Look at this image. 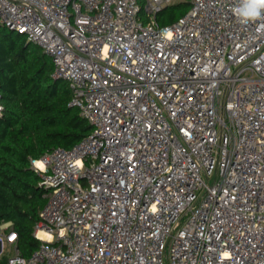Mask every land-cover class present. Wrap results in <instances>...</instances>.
Segmentation results:
<instances>
[{
  "label": "built area",
  "instance_id": "obj_1",
  "mask_svg": "<svg viewBox=\"0 0 264 264\" xmlns=\"http://www.w3.org/2000/svg\"><path fill=\"white\" fill-rule=\"evenodd\" d=\"M0 0V24L39 45L92 125L31 164L46 188L7 264H264V17L239 0ZM3 106L0 90V115Z\"/></svg>",
  "mask_w": 264,
  "mask_h": 264
},
{
  "label": "trees",
  "instance_id": "obj_2",
  "mask_svg": "<svg viewBox=\"0 0 264 264\" xmlns=\"http://www.w3.org/2000/svg\"><path fill=\"white\" fill-rule=\"evenodd\" d=\"M190 6L191 0L167 4L157 20L172 24ZM53 68L39 45L0 24V226L11 222L23 256L40 244L34 228L47 201L31 160L58 146L70 148L92 131L79 109L70 105L68 82L52 77ZM0 264H7V255Z\"/></svg>",
  "mask_w": 264,
  "mask_h": 264
},
{
  "label": "clouds",
  "instance_id": "obj_3",
  "mask_svg": "<svg viewBox=\"0 0 264 264\" xmlns=\"http://www.w3.org/2000/svg\"><path fill=\"white\" fill-rule=\"evenodd\" d=\"M233 12L244 24L255 22L264 17V0H239Z\"/></svg>",
  "mask_w": 264,
  "mask_h": 264
},
{
  "label": "rangeland",
  "instance_id": "obj_4",
  "mask_svg": "<svg viewBox=\"0 0 264 264\" xmlns=\"http://www.w3.org/2000/svg\"><path fill=\"white\" fill-rule=\"evenodd\" d=\"M177 1H179V0H171V3H175ZM31 47H34V45H31ZM10 228H11V225H8V229H10ZM11 252H12V250L7 249V250H5L4 255L10 254Z\"/></svg>",
  "mask_w": 264,
  "mask_h": 264
}]
</instances>
